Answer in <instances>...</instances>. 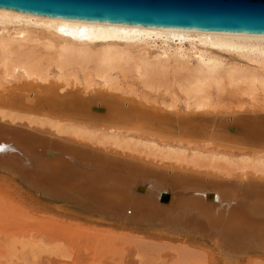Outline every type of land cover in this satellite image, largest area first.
Instances as JSON below:
<instances>
[{
	"label": "bare ground",
	"instance_id": "obj_1",
	"mask_svg": "<svg viewBox=\"0 0 264 264\" xmlns=\"http://www.w3.org/2000/svg\"><path fill=\"white\" fill-rule=\"evenodd\" d=\"M128 79L137 80L144 92ZM174 87L183 99L150 97ZM225 87L243 88L246 101L230 107L216 102L210 92ZM127 96L139 100L138 106L159 104L173 112L180 106L187 112H262L264 35L62 19L0 8V98H6L0 103L6 106L0 108V119L47 131L0 137L6 138L12 161L0 165V171L39 195L66 197L71 192L104 205L107 212L121 211L133 198V207L157 229L199 238L233 255L264 253V191L257 189L264 182V149L211 139H160L109 124L108 115L126 112ZM67 98V108L54 105ZM93 106L106 115L93 113ZM85 120L105 124L81 122ZM84 146L127 159L86 157ZM133 159L166 172H154ZM51 167L57 173H49ZM186 170L203 173L202 179L187 180ZM222 180L236 183L222 185ZM159 187L169 190L167 201L154 197ZM95 213L107 214L103 209ZM40 248L38 242L13 240L4 247L8 260L1 264H26L24 254Z\"/></svg>",
	"mask_w": 264,
	"mask_h": 264
},
{
	"label": "water",
	"instance_id": "obj_2",
	"mask_svg": "<svg viewBox=\"0 0 264 264\" xmlns=\"http://www.w3.org/2000/svg\"><path fill=\"white\" fill-rule=\"evenodd\" d=\"M0 8L62 19L264 35V0H0ZM42 86L47 87L48 84ZM43 98L44 96L40 95L39 100L41 101ZM125 98L129 100L125 106L126 112L122 115H108L105 120L109 124L137 129L171 140L205 141L211 139L230 144L232 147L264 149V111L187 112L182 107L173 112L164 110L159 104L156 107L150 104L145 107L138 106L137 103L140 104V101L135 97L127 96ZM69 100L67 98L54 103V105L59 108H67ZM154 109L158 112L157 115L153 114ZM91 111L96 115H106L103 108L98 106H93ZM148 115L150 116L148 117ZM103 121L85 120L81 122L105 124ZM44 132L47 131L45 129L38 130V128L28 129L24 123L10 124L0 119V137L24 138L27 134H46ZM54 139L56 142H70L68 138L64 137H54ZM84 147L86 150L81 151V154L86 157L91 156L90 158L100 159L106 156H115L116 158L127 159L121 154L109 152L110 150L105 152L88 146ZM9 148L6 138H0V165H12L9 163L12 161L8 159ZM46 158L47 160L52 158L50 151L46 153ZM132 162H140L139 164L142 166H146L157 173L166 172L162 166L150 162L137 159H133ZM57 171L58 168L55 167L48 169L51 174H55ZM202 174L186 170L183 177L195 182L202 179ZM204 179L206 180V178ZM219 183L233 185L236 182L222 180ZM259 184L257 189L264 191V182L261 181ZM47 185L43 184L42 187ZM137 192H139L138 188L136 189ZM153 195L159 202L167 201L170 198L169 190L163 187L154 189ZM45 197L50 200L70 203L90 214H96L95 210L103 209L107 213L105 218L122 220L128 217L127 222L157 229L153 224H148L151 221H148L142 212L133 207V198L126 200L132 201L131 205L124 207L121 211L114 208L108 209V213L107 210H104L106 209L103 208L104 205L76 198L71 192H68L66 197L57 194L51 196L46 194ZM208 198L214 199V195L209 194Z\"/></svg>",
	"mask_w": 264,
	"mask_h": 264
},
{
	"label": "rangeland",
	"instance_id": "obj_3",
	"mask_svg": "<svg viewBox=\"0 0 264 264\" xmlns=\"http://www.w3.org/2000/svg\"><path fill=\"white\" fill-rule=\"evenodd\" d=\"M127 83L143 91L137 80L128 79ZM242 90L225 87L210 94L216 102L230 107L246 101ZM150 97L183 99L176 87ZM0 99V103L6 100ZM216 164L225 166L223 161ZM13 240L41 245L33 254H24L26 264H264L262 252L233 255L196 237L108 219L50 200L0 171V264L8 260L4 247Z\"/></svg>",
	"mask_w": 264,
	"mask_h": 264
}]
</instances>
